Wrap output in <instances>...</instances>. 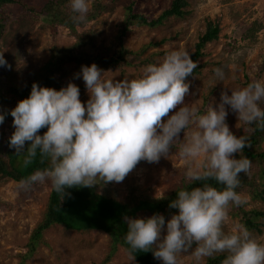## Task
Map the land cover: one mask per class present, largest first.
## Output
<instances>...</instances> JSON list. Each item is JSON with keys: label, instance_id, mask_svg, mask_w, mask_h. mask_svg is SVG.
Here are the masks:
<instances>
[{"label": "clouds", "instance_id": "1", "mask_svg": "<svg viewBox=\"0 0 264 264\" xmlns=\"http://www.w3.org/2000/svg\"><path fill=\"white\" fill-rule=\"evenodd\" d=\"M74 23H86L89 0H69ZM0 51V66L10 67ZM198 61L183 48L168 51L162 60L143 67L134 78L115 79L95 63L81 65L74 74L82 78L88 99L81 101L79 87L71 81L59 90L33 82L26 98L0 112V124L10 114L14 131L8 146L29 166L39 154L47 167L21 179L17 187L28 191L34 183L50 181L52 189L71 195V187H93L97 180L121 182L141 161L158 162L173 147L185 161L186 184L169 208L176 209L165 220L163 214L124 217L130 264L137 251H151L161 264H179L189 253L193 264L224 253L222 264H264V243L241 224L224 231L230 205L244 203L236 191L240 173L247 174L251 161L236 158L248 146V138L235 135L226 117L234 112L245 125L264 128V81L253 79L243 87L221 91L220 101L204 113L185 103L190 95L186 77ZM218 82L225 72L213 70ZM226 105L228 106L226 108ZM171 112V114H169ZM166 118V119H162ZM46 128L43 134L39 130ZM183 133V138L180 134ZM26 142L27 146H26Z\"/></svg>", "mask_w": 264, "mask_h": 264}, {"label": "rangeland", "instance_id": "2", "mask_svg": "<svg viewBox=\"0 0 264 264\" xmlns=\"http://www.w3.org/2000/svg\"><path fill=\"white\" fill-rule=\"evenodd\" d=\"M14 1L16 4L0 2V51H4L10 65L0 66L1 93L7 80L21 87L30 74L49 59L53 48L70 46L75 41L70 29L57 26L53 34L47 23L34 19V12H39L47 0ZM171 1L89 0L88 13L97 15L82 26H76L74 32L79 36L88 35V38H93L94 47H103L113 53L126 6L132 3L135 12H143L154 19L169 8ZM94 5L98 7L94 9ZM184 11L187 14L183 18L170 17L156 28L130 26L122 39L124 48L131 52L125 56L129 62L118 61L105 75L115 79L137 77L144 66L162 60L168 51L175 48L186 49L192 55L207 24L211 23L218 27L217 38L204 45L202 56L196 60L197 73L186 78L190 95L185 97V103L204 113L210 103L213 107L219 103L221 91L230 94L229 88L243 87L253 79L264 81V0H187ZM217 67L225 72L223 82H218L214 76L213 70ZM67 70L60 82L65 86L70 81L75 83L80 90L79 98L86 101L88 93L84 81L74 75L80 70L72 65H68ZM6 108L9 107L0 105V112ZM12 119L9 114L0 124V150L5 162V154L9 150L8 137L14 131ZM226 122L235 135L245 132L243 122L238 121L234 112H228ZM180 138H183V133ZM261 147L264 148V141ZM21 166L22 161L17 159L15 167L19 169ZM185 168L186 163L179 156L178 147H173L167 158L162 156L153 163L141 162L121 182L104 184L97 180L95 186L81 187L80 192H94L95 195L130 204L144 198L163 201L171 196L174 199V191L186 184ZM17 185L16 181L0 177V264H130L129 253L120 245H114V250H111V237L96 230L77 232L51 225L32 248L30 239L42 220L51 184L47 180L37 182L28 191L19 189ZM240 194L245 201L242 203L244 211L264 212V199L251 200L248 194ZM75 198L71 201L80 199ZM230 210L229 206L225 232H230L235 224L243 225ZM249 232L264 243V219L257 229ZM29 248L32 253L23 258ZM178 259L179 264H193L189 253H182ZM209 261L210 258H205L201 264H209Z\"/></svg>", "mask_w": 264, "mask_h": 264}, {"label": "trees", "instance_id": "3", "mask_svg": "<svg viewBox=\"0 0 264 264\" xmlns=\"http://www.w3.org/2000/svg\"><path fill=\"white\" fill-rule=\"evenodd\" d=\"M0 2H10L16 4L14 0H0ZM132 3L124 8V17L118 26V35L116 36L115 51L107 50L103 47H94L93 38L87 36H79L75 34L74 28L82 26L84 23H74L69 0H47L46 4L39 12H34V19L36 21H43L48 24L53 34L57 26H63L70 29L74 36L75 41L72 45L60 48H53L49 54V59L35 72L31 73L28 80L21 87L12 85L8 80L3 88V94L0 92V105L7 106L11 109L15 107L16 103L26 98L31 90V85L36 82L38 85L53 87L57 90L65 86L60 79L68 72L67 66L72 65L75 69L80 70L81 65H90L95 63L101 69L107 71L117 64L118 61L125 60V56L131 54L123 46V37L125 32L130 26H144L149 28H156L161 25L166 19L170 17L183 18L186 13L184 9L187 6V0H172L169 8L164 10L161 15L152 19L143 12H135ZM94 5V9H96ZM33 12V10H31ZM97 11V10H96ZM97 14L87 13V21L95 18ZM218 27L208 23L205 33L201 36L199 42L195 46V51L190 55L191 59L197 60L202 56L201 50L205 44L214 41L217 38ZM86 48V49H85ZM129 62V61H128ZM127 62V63H128ZM197 73V68L193 70L192 75ZM191 76V75H189ZM188 76V77H189ZM187 78V77H186ZM246 85V84H245ZM260 106L264 108V101ZM9 115V114H8ZM6 115L5 117H7ZM244 135L248 138V146H246L240 153H234L236 158L239 156H247L251 161V167L247 174L241 172L240 184L236 191L239 193H246L251 200L264 199V148L261 143L264 141V128L253 125H245ZM46 131L42 128L39 132ZM8 144V142H7ZM0 150V177L5 180H13L19 182L21 179L28 177L37 169L47 167L46 163L41 162L39 154L34 158L29 166H22L18 169L15 167L17 159L22 161V157L15 154V150L9 148L5 156L7 161L2 159ZM143 162L141 160L138 164ZM137 164V165H138ZM204 183L212 184L220 188L214 180L196 181L192 184H185L183 187L201 186ZM261 188H263L261 190ZM83 189V187H82ZM180 188H177L173 196ZM87 190V189H86ZM81 187H71L66 189V192L71 195H65L61 200L60 194L55 192L52 187L47 199L45 212L41 222L36 226L31 236V247L34 248L37 242L41 239L44 230L48 229L51 225L62 226L66 230H73L77 232L82 231H100L108 234L114 245L122 246L128 253V246L123 237L126 233V224L124 217H149L154 213L163 214L165 220L170 218L176 209H171L166 205L172 199L171 196L166 197L163 201L151 199H138L133 204L119 203L116 200L105 197L103 195H95L94 192L86 191L81 193ZM81 194V195H80ZM82 196V197H81ZM80 197L79 200L71 201L72 198ZM76 199V198H75ZM230 213L238 217L239 221L248 230L257 229L260 221L264 219V212L258 210L244 211L242 204L239 206L230 205ZM32 249H28V254L23 256L25 258ZM225 254H219L210 258L209 264H221ZM135 264H159L157 259L152 255L151 251H137L135 253Z\"/></svg>", "mask_w": 264, "mask_h": 264}]
</instances>
